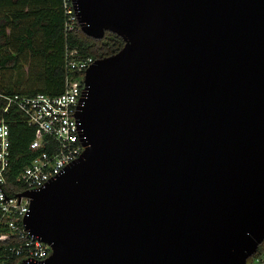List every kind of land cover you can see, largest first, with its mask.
I'll return each instance as SVG.
<instances>
[{"label":"water","instance_id":"95a60500","mask_svg":"<svg viewBox=\"0 0 264 264\" xmlns=\"http://www.w3.org/2000/svg\"><path fill=\"white\" fill-rule=\"evenodd\" d=\"M122 38L83 75L84 149L23 218L19 264H246L264 240V0H73Z\"/></svg>","mask_w":264,"mask_h":264},{"label":"built area","instance_id":"2783aa9c","mask_svg":"<svg viewBox=\"0 0 264 264\" xmlns=\"http://www.w3.org/2000/svg\"><path fill=\"white\" fill-rule=\"evenodd\" d=\"M60 6L65 15V29L71 31L78 25L73 0H60ZM93 61V57L80 56L74 48L66 49L60 94L27 95L0 90V229H5L0 231V241L11 239L14 242L0 247V264L40 261L50 254L46 243L25 230L23 218L28 214L30 198L19 194L43 188L80 157L84 146L75 112L84 72ZM16 115L35 128V135L28 144L33 155L15 176V182L23 189L10 194L7 187L11 161L10 123ZM246 264H264V251Z\"/></svg>","mask_w":264,"mask_h":264},{"label":"trees","instance_id":"16d2710c","mask_svg":"<svg viewBox=\"0 0 264 264\" xmlns=\"http://www.w3.org/2000/svg\"><path fill=\"white\" fill-rule=\"evenodd\" d=\"M60 0H0V90L32 95L38 92L56 95L63 90L66 49L94 59L117 52L124 41L105 31L103 37L84 34L78 25L65 29ZM35 128L16 115L10 123L11 161L7 176L8 193L23 189L15 182L16 174L28 163V148ZM5 231V229H0ZM12 245L11 239L0 241ZM264 251V240L257 251ZM15 261H13L14 263Z\"/></svg>","mask_w":264,"mask_h":264}]
</instances>
